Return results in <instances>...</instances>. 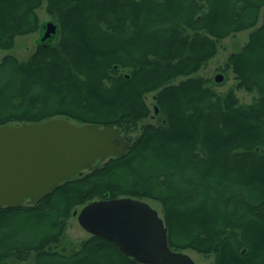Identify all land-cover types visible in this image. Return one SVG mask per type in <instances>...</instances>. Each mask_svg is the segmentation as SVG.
I'll use <instances>...</instances> for the list:
<instances>
[{
	"label": "trees",
	"instance_id": "1",
	"mask_svg": "<svg viewBox=\"0 0 264 264\" xmlns=\"http://www.w3.org/2000/svg\"><path fill=\"white\" fill-rule=\"evenodd\" d=\"M42 5L55 36L0 59V125L63 117L139 133L41 200L0 206V264H140L96 235L66 241L76 207L118 197L158 203L173 250L264 264V0H0L1 49L39 30ZM247 29L219 93L195 74Z\"/></svg>",
	"mask_w": 264,
	"mask_h": 264
},
{
	"label": "water",
	"instance_id": "2",
	"mask_svg": "<svg viewBox=\"0 0 264 264\" xmlns=\"http://www.w3.org/2000/svg\"><path fill=\"white\" fill-rule=\"evenodd\" d=\"M55 33L56 25L48 22L41 40ZM130 145L118 127L63 117L0 125V206L33 204L62 181L93 169L96 161L123 156ZM74 214L85 231L113 241L140 264H196L169 246L162 216L143 199H96Z\"/></svg>",
	"mask_w": 264,
	"mask_h": 264
},
{
	"label": "rangeland",
	"instance_id": "3",
	"mask_svg": "<svg viewBox=\"0 0 264 264\" xmlns=\"http://www.w3.org/2000/svg\"><path fill=\"white\" fill-rule=\"evenodd\" d=\"M37 13L41 22L39 30L35 33H31L23 36H17L15 38L14 46L10 49L3 50L0 48V59L6 54H13L19 60H24L32 53L36 45L42 42L41 39L45 32L47 23L48 22L54 23V21L51 19V17L47 15L44 5H42V7L38 9ZM261 22H262V12L259 17V21L257 25H260ZM252 29L243 30L222 39L219 42L218 51L216 55L213 58H211L207 63H205L195 75L209 79L211 81V85L219 93H223L228 88L233 86L235 83L234 74L230 70L226 72H222L221 69L223 68L228 55L232 52L238 51L246 43V41L248 40L249 32ZM216 74L223 75L222 81L215 83L214 77ZM181 79H183V77H179L176 80V82L180 81ZM236 95L241 103H248L254 97L253 93H248L244 90H236ZM144 99L150 110H152L154 106V92L147 93ZM152 114L153 111H151V115ZM157 120H158V115L155 117V119L150 117L145 121L140 122L138 126L140 127L142 124L146 122L155 123ZM138 133L139 130H136L135 132L129 134L128 137L134 138ZM143 200L150 203V205L156 208L159 211V214L161 215V210L158 203L152 200H147V199H143ZM81 208L82 206H78L76 207L75 211H79ZM74 212L67 221L65 234H66L67 242L77 245L81 240L87 238L89 236V233L79 225L77 221V216L74 214ZM183 252L189 254L193 258L196 264H212L213 262V256L203 255L193 250H184Z\"/></svg>",
	"mask_w": 264,
	"mask_h": 264
},
{
	"label": "flooded vegetation",
	"instance_id": "4",
	"mask_svg": "<svg viewBox=\"0 0 264 264\" xmlns=\"http://www.w3.org/2000/svg\"><path fill=\"white\" fill-rule=\"evenodd\" d=\"M96 163V162H95Z\"/></svg>",
	"mask_w": 264,
	"mask_h": 264
}]
</instances>
